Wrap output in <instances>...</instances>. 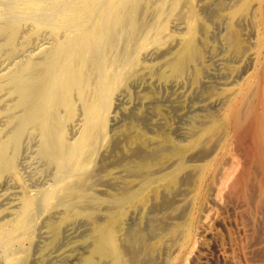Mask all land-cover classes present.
<instances>
[{"label": "bare ground", "instance_id": "1", "mask_svg": "<svg viewBox=\"0 0 264 264\" xmlns=\"http://www.w3.org/2000/svg\"><path fill=\"white\" fill-rule=\"evenodd\" d=\"M247 23L253 28L252 47L245 37ZM213 41L237 63L224 73L219 89L202 81ZM0 56V186H8L0 187V264H45L53 254L55 261L65 255V264H159L158 253L165 249L173 253L166 252L161 264H187L199 236L206 235L199 210L209 195L215 203L225 197L247 162L248 153L230 152L229 123L232 117L239 123L257 99L256 77L264 67V0H0ZM248 66L253 72L242 76ZM188 81L194 90L207 86L212 102L208 109L202 105L206 114L177 130L181 137L176 136L185 138L179 141L159 96L140 94L134 103L133 87H178ZM259 97L264 112V84ZM146 104L151 108L144 109ZM28 142L35 144L33 161L26 158L36 172L32 166L24 172L38 176L28 174L33 190L19 163L32 150L31 144L29 152L24 150ZM224 157L230 158L225 160L229 167H220ZM217 166L224 170L221 176L215 172L220 180L212 188L210 174ZM45 175L51 177L48 184ZM233 181L230 185L238 187ZM231 188L235 196L239 190ZM221 200L217 206L222 202L225 210ZM260 220L264 216L258 219L263 224Z\"/></svg>", "mask_w": 264, "mask_h": 264}, {"label": "rangeland", "instance_id": "2", "mask_svg": "<svg viewBox=\"0 0 264 264\" xmlns=\"http://www.w3.org/2000/svg\"><path fill=\"white\" fill-rule=\"evenodd\" d=\"M250 24H251V22H250ZM250 24L249 23H247V26H246V29L244 30L245 32H247L246 34H245V37H250L251 39H248V43L250 44V47H252L253 46V43H254V39H253V28H249V26H250ZM252 26V25H251ZM215 31H218L219 29L218 28H216V29H214ZM251 30V31H250ZM248 31H249V33H250V36H248L247 34H248ZM252 32V33H251ZM247 35V36H246ZM252 36V37H251ZM213 44L215 45V50H214V52H211V53H213L214 55H212L211 53V57H210V54L205 58V60L207 61H205V67H206V71H208V73H211V74H209V76L207 75L208 73H206V74H204V78H203V86H204V84H213V86L215 87V88H217L218 87V89L221 87V83L224 81V79L226 80V77H225V72L228 70V68L230 69L232 66L234 67V66H236L237 65V63H235V61L234 60H232L231 58H230V60H229V58L227 57V55H226V52H225V50L222 48V47H220V44H218V42H216L215 43V41H213ZM221 48L222 50H223V52H225V53H223L222 52V50H220L219 48ZM217 48H218V50H217ZM253 49V48H252ZM217 51V52H216ZM222 52V53H221ZM220 55H219V54ZM218 54V55H217ZM222 54V55H221ZM224 55V56H223ZM208 58H211V59H208ZM216 60V62H214L215 60ZM218 59V60H217ZM219 59H220V61H219ZM226 59H227V61H226ZM222 60V61H221ZM226 62H225V61ZM232 60V61H231ZM209 61V62H208ZM213 61V62H212ZM229 61V62H228ZM222 63V64H221ZM230 63V64H229ZM253 63V65L251 64V62L249 63V65L251 66L252 65V69L254 70V62H252ZM214 64H215V66H214ZM217 64V65H216ZM226 64V65H225ZM4 65V62H3V59H2V57L0 56V71H1V68H2V66ZM223 65L225 66V67H223ZM217 66V67H216ZM250 66H248L247 68H246V71L244 72V74L242 75V76H245V75H248L250 72H253V70L251 69V67ZM218 68V69H217ZM226 68V69H225ZM249 68H250V70H249ZM211 69V70H210ZM220 70V71H219ZM248 71V72H247ZM247 72V73H246ZM246 73V74H245ZM259 74V75H258ZM257 74V77H256V83H257V91H258V94H257V96H256V98L257 99H255L256 101H254V103L252 102L251 104L252 105H250L249 106V108L247 109V107H246V110H248L246 113H248V114H245V117L244 118H242L243 119V121H242V119L240 120V122L239 123H236V119L234 118V117H232L231 119H230V125H229V127H230V133H231V136H232V138L234 139V141H232L233 142V144H231L232 146L230 147V152H231V154L232 155H239V151L240 152H242V153H246V155H247V153H248V157H247V159H245V161H247V162H245V163H243V165L241 166V170L239 171V173H237L236 175H235V178H234V181L235 182H237V183H235L233 180H231L230 181V183H229V185H228V187H227V189H228V193H226L227 192V189L225 190L226 192H224L226 195H225V197L224 196H222L221 197V199H223V201H224V204H222L223 205V208H225V210L224 209H222L221 207L222 206H220L221 205V203L217 206V204L219 203V201H222L219 197H218V199H217V201H218V203H217V201H216V203H215V200H213V197L214 196H210L209 195V199H207L206 200V204L207 205H205V209H207V207H208V209L210 208H212L211 210H213L212 212H215L216 213V216L214 215H212L211 213L209 214V212L211 211L210 209V211H208V209L205 211V209H201V210H199V219L201 220V222H203V223H201V225L203 226V228L205 229V231H206V235L205 236H203V237H201V236H199V242H198V246H197V249H196V251H194V253L191 255V258L192 259H189L188 260V263L187 264H190V263H192V264H206L207 262L209 263V264H264V251H263V255L261 254V251L262 250H264V240L262 239V238H264V234H255L257 231L259 232L260 230H261V232L262 233H264V220L262 221V220H260V222L262 223L263 222V224H260V223H258L259 221H258V219H259V217H262V219H263V216L264 215H260V214H263L264 213V210H261V209H263V207H264V205H263V202H262V204L260 205V201H262V200H264V182H263V180H264V154H263V152H264V150H263V148H264V128H262L263 126H264V112L263 111H261V106H262V104H261V98L259 97V94H261V87H263V84H264V67H262V72H259ZM206 75V76H205ZM220 75H222V76H220ZM215 76V77H214ZM207 77H209V78H207ZM263 77V78H262ZM217 79V81L215 80V79ZM261 79H263V80H261ZM212 80H215L216 82H214V81H212ZM222 81V82H221ZM239 82H241V78H239V79H234V81L232 82V85H237ZM262 82V83H261ZM234 83V84H233ZM237 83V84H236ZM183 84V85H182ZM190 84V82L188 81V83H186L185 84V82L184 83H181L180 85H178V87H177V85L176 86H173V85H170V84H168V83H158V84H152V85H154V86H152V85H145L144 87H137V86H134L133 87V91H137L138 93H136V92H133L134 94V96H133V102L135 103V102H138V100H140V98L138 99L137 97H139L140 96V94H153V93H155V94H157L158 96H159V98H160V103L159 104H161L160 106L163 108V110H164V112H165V114H166V116H167V118L172 122V125H173V128L175 127V125H176V127H177V129H173V136H174V138L176 139V138H180L181 136H178L179 134H180V129L181 128H183V127H186V126H188L195 118H197L200 114H206L207 113V111H209V110H206V109H208V108H210V104L209 103H211L212 102V99H211V95H209V93H208V91H207V86H205V87H203V88H200L199 90L200 91H198V90H194V88H192V86H191V84ZM160 85V86H159ZM165 85V86H164ZM185 85V86H184ZM217 85H219V86H217ZM146 86H148V87H146ZM169 86L172 88V89H169ZM180 86H183V87H180ZM188 86V87H187ZM135 87H137V88H135ZM159 87V88H158ZM161 87H163V89H165V90H162V88ZM191 87V88H190ZM148 88V89H147ZM150 88V89H149ZM181 88V89H180ZM205 88V89H204ZM144 91H143V90ZM188 89H190V90H188ZM141 90V91H140ZM156 90V91H155ZM148 91V92H147ZM152 91V92H151ZM172 91V93H169V92H171ZM179 91V92H178ZM188 91V92H187ZM194 91V92H193ZM163 92V93H162ZM186 92V93H185ZM194 94H192V93ZM179 93V94H178ZM184 93V94H183ZM162 94H164V95H162ZM187 94V95H186ZM196 94H198V95H196ZM137 95V96H136ZM178 95V96H177ZM172 96V97H171ZM195 96H196V98H195ZM207 96V97H206ZM165 97H168L167 99H165ZM199 97V98H198ZM202 97H204L203 99H205L204 101H202ZM170 98V99H169ZM192 101H190L189 99ZM198 98V99H197ZM169 99V100H168ZM176 99H178V100H176ZM192 99H195L194 101L192 100ZM198 100V102H197V100ZM208 99V100H207ZM163 100H164V102H165V104H167V105H169V104H171V106H167V105H165L164 104V102H163ZM167 100V101H166ZM174 100V101H173ZM185 100H186V102H185ZM172 101V102H171ZM200 101V102H199ZM163 102V103H162ZM169 102H171V103H169ZM191 102V103H190ZM188 103V104H187ZM208 103V104H207ZM164 104V105H163ZM163 105V106H162ZM175 105V106H174ZM180 105V106H179ZM182 105V106H181ZM187 105V106H186ZM188 105H191L190 106V109L188 108ZM202 105H204L205 107H206V105H207V107H206V109H204V106L202 107ZM147 106V107H146ZM150 106V108H151V104H146V105H144V109L145 108H147L148 109V107ZM199 106V107H198ZM216 106V105H215ZM215 106H213L215 109V111H216V109L218 108L217 106L215 107ZM219 106V105H218ZM257 106V107H256ZM165 107V108H164ZM170 107V108H169ZM174 107V108H173ZM195 107H196V109H195ZM251 107V108H250ZM254 107V108H253ZM259 107V108H258ZM173 110H172V109ZM176 108V109H175ZM197 108H200V109H202V112H201V110L199 111V109H197ZM172 111H171V110ZM186 109V110H185ZM189 110V112H188V110ZM192 109L194 110V111H192ZM204 109V110H203ZM219 109V108H218ZM251 109V110H250ZM259 109H260V111H259ZM177 110V111H176ZM195 110H196V112H195ZM258 110V111H257ZM171 111V112H170ZM173 111H175L176 113H174ZM184 111V112H183ZM206 111V112H205ZM257 111V112H256ZM170 112V113H169ZM173 112V113H172ZM168 113V114H167ZM179 113H181L180 114V116H179V118L177 117L178 115H179ZM191 113V114H190ZM194 113V114H193ZM183 114V115H182ZM185 114V115H184ZM196 114V115H195ZM259 114V115H258ZM171 115H173V117H174V121L175 122H173V117L171 116ZM175 115V116H174ZM190 115V116H189ZM192 115V116H191ZM246 115H247V117H246ZM252 115H256V116H252ZM197 116V117H196ZM262 116V117H261ZM188 117H190V118H188ZM253 117V118H252ZM258 120H257V119ZM187 119H189L188 121H187ZM193 119V120H192ZM252 119V120H251ZM176 120H178V123L176 124ZM182 121V122H181ZM242 121V122H241ZM252 121H254V123L252 124ZM259 121H260V123H259ZM251 122V123H250ZM182 125H181V124ZM250 123V124H249ZM255 123H257V124H260V126L258 127V125L257 124H255ZM175 124V125H174ZM186 124V125H185ZM263 124V125H262ZM184 125V126H183ZM240 126H242V129L240 128ZM248 126V127H247ZM140 127H142V125H140ZM234 127V128H233ZM247 129H246V128ZM257 127V128H256ZM155 128H157V127H155ZM154 128V129H155ZM255 128V129H254ZM179 129V131H177ZM246 131H245V130ZM156 131H162L161 130V128H159V130H158V128L157 129H155ZM232 130V131H231ZM242 130H244L245 132H246V134L247 135H245V132L244 131H242ZM177 131V133H175V132ZM248 131V132H247ZM263 131V132H262ZM236 132V133H235ZM259 134H257V133ZM249 133V134H248ZM250 133H252V134H250ZM237 134V135H236ZM242 134H244V135H242ZM178 137H177V136ZM235 135H236V137H237V140L235 141ZM242 135V136H241ZM245 136V137H244ZM261 136H263V137H261ZM256 137H258V139H260V140H258ZM177 139V140H181V141H185V138L182 136V138L183 139ZM244 138V139H243ZM248 138V139H247ZM254 139V140H253ZM240 140H242V141H240ZM257 140V141H256ZM254 143H253V142ZM258 141H259V143H258ZM252 142V143H251ZM257 142V143H256ZM261 143V144H260ZM31 144V146H30V148H28L29 147V145ZM238 146H237V145ZM253 144H254V148H253ZM258 144V145H257ZM235 146V148H234V146ZM259 145H260V147H261V149H260V147H259ZM27 146V147H26ZM33 146H35V144H34V142L32 143V142H28L27 143V145H25V147H24V150H26V148H28L29 149V151H30V149H32L30 152L28 151V149L26 150V151H28L29 152V154L27 153V152H25L24 150L22 151V153L23 152H25V153H23L22 155H21V157H20V160H21V158H22V160L24 159V161H19V163H21L22 165L20 166V168H22L21 169V172L23 173V175L25 174H27L26 176H25V178L27 179V181L29 182V181H32L33 180V178L34 179H36V178H38V176L36 175V177H35V174L36 173H33V172H36V167H33L34 166V164L33 165H30L31 164V162L33 161V156H34V147ZM249 146V147H248ZM252 148H251V147ZM33 147V148H32ZM241 148V149H239V148ZM236 149V148H238V149H236L235 151L234 150H231V149ZM246 148V149H245ZM249 149H252V150H249ZM237 150H239V151H237ZM246 150V151H245ZM260 150V151H259ZM248 151V152H247ZM32 152V153H31ZM262 152V153H261ZM260 153H261V155H260ZM26 154H28V155H26ZM32 154V155H31ZM258 154V157L256 156ZM30 155V156H29ZM26 156H29L30 158H31V160L32 161H29L30 160V158H26ZM24 157V158H23ZM256 157V158H255ZM261 157V158H260ZM26 158V159H25ZM225 159H222L221 160V162H220V167H223L224 168V166L225 167H229V166H227V165H229V161H230V158L228 159V158H226V157H224ZM28 159V160H27ZM229 160L228 161V163H226V161L225 160ZM249 159V160H248ZM25 160L26 161H28V162H26L25 163ZM261 160V161H260ZM199 161H200V163H201V160H198V161H196L195 162V164L196 165H198L199 164ZM198 162V163H197ZM255 162V163H254ZM257 162V163H256ZM30 163V164H29ZM33 163V162H32ZM258 163H260V165L258 164ZM24 164V165H23ZM25 164H26V166H25ZM27 164L28 165H30V166H28V168H27ZM245 164V165H244ZM255 164V165H254ZM254 165V166H253ZM257 165V166H256ZM31 166H32V168H31ZM35 166H36V164H35ZM23 167L25 168V170L23 169ZM219 166H217V168H216V171H212L211 173L212 174H210V179H209V183H210V187H212L213 188V186L215 187H218V178H219V180H220V176L222 175H220V173H222V172H220L221 170L223 171L224 169H221ZM248 167V168H247ZM255 167V168H254ZM35 168V169H34ZM257 168H258V171H257ZM32 169V170H31ZM256 169V170H255ZM28 170H31V171H33V172H29L30 173V175H32L33 176V178H32V176H30V175H28L29 173H25L26 171H28ZM35 170V171H34ZM245 170H247V171H245ZM25 171V172H24ZM219 171V172H218ZM256 171V172H255ZM261 171V172H260ZM215 172L217 173H219V175L217 176V174H215ZM245 172H247V173H245ZM251 172V173H250ZM252 172H253V174H252ZM257 172H258V174H257ZM248 174V175H247ZM245 175H247V176H245ZM251 175H252V177H254V179L253 178H251ZM29 176V177H28ZM217 176V177H216ZM263 176V177H262ZM50 176H48L47 175V177H46V175H45V178L44 177H42L43 178V180L45 181V183L46 184H48V182H50V179H51V177L49 178ZM246 177H248L247 178V180H246ZM260 177V178H259ZM29 178V179H28ZM42 178H40L39 180L41 181V179ZM217 178V179H216ZM47 179H49V181L47 180ZM237 179H239V180H237ZM251 179H253V181L251 180ZM41 181V183H40V181H39V184H44V181ZM215 180H217L218 182H214ZM262 180V181H261ZM211 181V182H210ZM232 181L235 183L234 185L236 186V185H238V187L236 186V187H234L236 190H234V188H233V186L232 185H230V184H233L232 183ZM247 181L249 182V184H250V182H251V185L254 183V185H255V182L257 181V185H255V187H253L254 185H252V187H251V185H249L250 187H251V189H254L253 191H252V193H253V197H251V195H250V193H251V191H250V187H248V184H247ZM217 183V184H216ZM29 184H30V186H31V182H29ZM45 184V185H46ZM247 184V185H246ZM2 189H3V187H4V189H6L5 187H8L7 185H5L4 184V186H0ZM232 187V188H231ZM32 190L33 189H35V187L34 186H31L30 187ZM230 188L231 189H233L235 192L236 191H238V192H234L235 193V196L234 195H230V193H231V191H230ZM237 188H238V190H237ZM257 188V189H256ZM261 188V189H260ZM3 189V190H4ZM3 190H1L0 189V193L3 191ZM246 190H248V191H246ZM257 190V191H256ZM233 192V191H232ZM249 192V193H248ZM223 193V194H224ZM233 193V194H234ZM248 193V194H247ZM251 193V194H252ZM254 193H255V195H254ZM242 194V195H241ZM247 194V195H246ZM239 195H240V198H239ZM249 196V197H248ZM232 197H233V200H232ZM242 197V198H241ZM255 197V199H256V201H255V199L253 200V198ZM211 198H212V200H211ZM235 198H237V199H235ZM249 198V199H248ZM250 198H252V199H250ZM234 199L236 200V201H234ZM240 199H241V201H242V203H241V201H240ZM209 200H210V202H209ZM228 200H229V202H228ZM235 202L234 204H231L232 202ZM238 200V201H237ZM249 200L252 202V203H249ZM255 201V202H254ZM211 202H213V203H215L216 204V207L215 206H213V203L212 204H210ZM231 202V203H230ZM245 203V204H244ZM210 204V205H209ZM214 204V205H215ZM227 204H228V206H227ZM231 204V205H230ZM236 204V205H235ZM239 204V206H241V207H239V206H237ZM241 204H243V205H241ZM254 206H252V205ZM257 204H258V206H257ZM249 205V206H248ZM207 206V207H206ZM210 206V207H209ZM219 206H220V209H218L219 208ZM227 206V207H226ZM243 206V207H242ZM262 208H261V207ZM218 207V208H217ZM236 207H238L237 209H235ZM250 207V208H249ZM257 207H258V210H257ZM214 208V209H213ZM231 208H234L233 209V212H232V209ZM249 208V209H248ZM239 209V210H238ZM204 210V211H203ZM226 212V214H225V212ZM242 210V211H241ZM252 210V211H251ZM260 210V211H259ZM221 211H223V212H221ZM246 211V212H245ZM257 211V212H256ZM263 211V212H262ZM202 212V213H201ZM219 212V213H218ZM234 213V214H232V213ZM238 212H239V215H238ZM241 212H242V214H241ZM245 212V213H244ZM205 213V214H204ZM208 213V214H207ZM214 213V214H215ZM222 213V214H221ZM224 213V214H223ZM252 213H254V215L252 216ZM258 213V214H257ZM207 214V215H206ZM219 214V215H218ZM229 214V215H228ZM202 215H203V220L205 221V219L207 220V221H203L202 220V218H200V217H202ZM205 215V216H204ZM231 215H233V217H231ZM247 215V216H246ZM211 216H213V218H211ZM221 216V217H220ZM230 216V217H229ZM239 218H238V217ZM244 216H246V217H244V218H247V217H250V218H247V219H244L243 217ZM258 216V217H257ZM139 217V216H138ZM206 217V218H205ZM219 219H218V218ZM226 217H228V219L226 218ZM222 218V219H221ZM214 219V220H213ZM230 219V220H229ZM233 219V220H232ZM239 219V220H238ZM261 219V218H260ZM214 222H212V221ZM227 220H228V222H227ZM211 222V223H209V222ZM234 221V222H233ZM250 221H252L251 222V224H249V222ZM216 222V223H215ZM237 222V223H236ZM248 222V224H246ZM255 222L257 223V225L255 224ZM205 223V224H204ZM207 223L210 225H212L211 227H212V229H210V227L209 226H207ZM220 223V224H219ZM235 223V224H234ZM240 223V224H239ZM217 224H219V225H217ZM260 224V225H259ZM238 225V226H237ZM245 225V226H244ZM222 226V227H221ZM252 228H251V227ZM256 226V227H255ZM208 227V228H207ZM235 227H236V229H235ZM214 228H216L215 230H214ZM222 228H224V229H222ZM226 228V229H225ZM247 230H249V231H247ZM248 228H250V229H252V230H250V229H248ZM258 230H257V229ZM207 229V230H206ZM242 229V230H241ZM233 230V231H232ZM239 230V231H238ZM246 230V231H245ZM252 231H253V233H252ZM211 232H212V234H211ZM225 232V233H224ZM228 232V233H227ZM236 232H238V235H237V233ZM243 232V233H242ZM208 233L210 234V235H208ZM234 233V234H233ZM246 233H248V234H246ZM251 233V234H250ZM221 234V235H220ZM229 234V235H228ZM241 234H243V235H241ZM237 235V236H236ZM215 236V237H214ZM222 236V237H221ZM228 236V237H227ZM255 236H256V238H255ZM219 237V238H218ZM226 237H227V239H226ZM233 237H235V238H233ZM237 237L239 238V239H237ZM247 237V238H246ZM259 237V238H258ZM201 238V239H200ZM217 238V239H216ZM243 238V239H242ZM255 238V239H254ZM258 238V239H257ZM224 239V240H223ZM229 239V240H228ZM241 239H242V242H241ZM261 239V241H259ZM235 240V241H234ZM249 240V241H248ZM253 240V241H252ZM229 242V243H228ZM240 242V243H239ZM246 244H245V243ZM249 242V243H248ZM252 242H253V244H252ZM257 242V243H256ZM202 243V244H201ZM205 243V244H204ZM214 243H215V246H214ZM258 243H260V244H258ZM206 244H207V246H206ZM252 244V245H251ZM257 244V245H256ZM40 245H42L41 243H40ZM218 245H220V246H218ZM223 245V246H222ZM241 247H240V246ZM250 245V246H249ZM256 245V246H255ZM200 246V247H199ZM208 246H209V248H208ZM218 246V247H217ZM229 246V247H228ZM245 246V247H244ZM263 246V247H262ZM225 247V248H224ZM243 247H244V249H243ZM252 247V248H251ZM201 248V249H200ZM202 248H205L206 250L204 251ZM231 248H232V250H231ZM237 248H239L238 249V251L236 250ZM254 248H255V250H254ZM200 249V250H199ZM209 251H208V250ZM215 249V250H214ZM219 249V250H218ZM260 249H262V250H260ZM202 250H203V252H202ZM226 250V251H225ZM228 250V251H227ZM230 250H231V252H230ZM255 251V255H257L256 257H254V258H252L251 260L249 259V257H247V256H250V258L252 257V255H254V251ZM257 250V251H256ZM169 250H164V251H161V253L159 252L158 253V257H159V264H161V262L164 260L163 258H166L167 257V255L166 254H168V253H166V252H168ZM237 251V252H236ZM244 251H247L248 252V254H247V252L245 253ZM259 251V253L261 254L260 256H259V254L257 253ZM162 252L165 254H162ZM197 252V253H196ZM227 252V253H226ZM240 252V253H239ZM171 253H173V251H169V254L168 255H171ZM202 253V254H201ZM207 253V254H206ZM221 253V254H220ZM235 253V254H234ZM210 254V255H209ZM228 254V255H227ZM238 254V255H237ZM247 254V255H246ZM164 256V257H162V256ZM199 255V256H198ZM204 255H205V257H204ZM233 255V256H232ZM239 258H237L236 256ZM242 257H241V256ZM244 255H246V256H244ZM193 256V257H192ZM195 256V257H194ZM226 256V257H225ZM236 257V259H235V257ZM240 256V257H239ZM259 256V257H258ZM262 256V257H261ZM64 257V258H63ZM61 256L60 257V259L59 260H57V261H55V257H54V254H53V258L51 257L50 259H49V261L47 262V263H45V264H65V263H67V261H66V259H67V257L64 255V256ZM203 257V258H202ZM231 257V258H230ZM161 258H162V260H161ZM206 258L208 259V261L206 260ZM216 258V259H215ZM224 258H225V260H224ZM230 258V260H228V259ZM245 258H247L246 260H245ZM257 258H259L260 260H256ZM196 259V260H195ZM211 259V260H210ZM249 259V260H248ZM255 259V261H253ZM65 260V261H64ZM161 260V261H160ZM214 260H216V262L214 261ZM229 262H228V261ZM237 260V262L238 263H236L235 261ZM241 260V261H240ZM64 261V262H63ZM194 261H198V262H195L194 263ZM220 261H222V263L220 262ZM243 261V262H242ZM251 261V262H250ZM62 262V263H61ZM213 262H215V263H213ZM226 262V263H225ZM246 262V263H245ZM38 264V263H37ZM149 264V263H148Z\"/></svg>", "mask_w": 264, "mask_h": 264}]
</instances>
